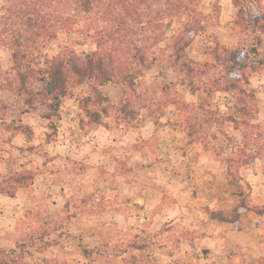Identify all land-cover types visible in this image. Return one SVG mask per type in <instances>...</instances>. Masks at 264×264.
<instances>
[{
  "label": "rangeland",
  "instance_id": "374dc122",
  "mask_svg": "<svg viewBox=\"0 0 264 264\" xmlns=\"http://www.w3.org/2000/svg\"><path fill=\"white\" fill-rule=\"evenodd\" d=\"M29 2L0 0V15H9L0 20V173H35L14 196L0 192L1 263L264 264V215L247 212L240 226L209 216L211 209L234 205L239 190L250 204L264 207V157L233 167L230 175L226 157L241 143L242 132L229 124L217 139L206 127L205 138L190 143V112L178 105L198 99L170 66L168 50L160 51L179 21L167 20L166 41L151 50L158 61L134 87L118 81L100 86L110 112L103 124L91 125L81 122V99L92 89L88 82L73 79L51 118L46 104L30 106L16 93L12 50L3 37H11V28L27 34ZM201 8L214 15L209 31L221 42H253V33L236 25L234 0H202ZM47 9L57 35L43 40L41 54L70 49L84 57L96 49L88 15L74 0H54ZM139 32L134 27L130 35L136 40L149 34ZM205 42L199 35L189 54L204 59ZM259 50L264 56V41ZM249 76L264 131V69ZM19 125L31 130L13 128ZM238 240L249 243L240 249Z\"/></svg>",
  "mask_w": 264,
  "mask_h": 264
},
{
  "label": "trees",
  "instance_id": "16d2710c",
  "mask_svg": "<svg viewBox=\"0 0 264 264\" xmlns=\"http://www.w3.org/2000/svg\"><path fill=\"white\" fill-rule=\"evenodd\" d=\"M53 1L31 0L25 20L27 34L11 28V37L9 33L3 37L12 50L16 93L24 96L28 105L46 104L51 118L58 115L73 79L77 83L88 82L92 89L81 99V122L103 124L110 104L100 86L118 81L134 87L144 70L158 61L151 50L166 41L167 20L175 18L180 25L160 51L168 50L170 66L181 74L182 84L198 99L194 104L178 105L190 112L186 121L190 143L201 142L206 127L211 137L217 139L220 131L226 134L223 126L229 124L242 132L241 143L232 146L226 157L230 175L233 167L250 165L264 157V131L257 119L256 89L249 76V71L264 69V56H260L259 50L264 41V0H234L238 8L236 25L244 33H253V42L240 47H229L209 31L214 15L203 11L202 0H74L77 8L88 15L96 43V49L84 57L70 49L51 56L39 52L43 40L57 35L56 22L51 21V11L47 9ZM8 17L3 12L0 20L7 21ZM142 26L143 30L139 28ZM134 27L136 34L147 30L148 36L133 39L130 34ZM199 35L206 38L202 60L193 58L188 51ZM125 109L124 106L121 110ZM51 126H55L53 122ZM13 128L31 130L28 125ZM34 175L31 170L12 175L0 173V192L14 196L17 188L26 186ZM235 195L238 200L234 205L209 210L210 218L240 226L247 212L264 215V207L250 204L243 191H236Z\"/></svg>",
  "mask_w": 264,
  "mask_h": 264
},
{
  "label": "crops",
  "instance_id": "0c3cea01",
  "mask_svg": "<svg viewBox=\"0 0 264 264\" xmlns=\"http://www.w3.org/2000/svg\"><path fill=\"white\" fill-rule=\"evenodd\" d=\"M247 243H249V242H246V240H238V243H236V244H238L240 246V249H243L241 244H244V247H246Z\"/></svg>",
  "mask_w": 264,
  "mask_h": 264
}]
</instances>
